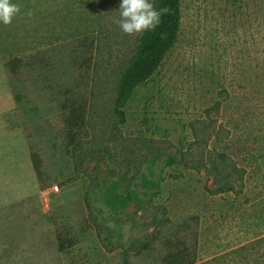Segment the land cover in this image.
I'll use <instances>...</instances> for the list:
<instances>
[{"label":"rangeland","instance_id":"obj_1","mask_svg":"<svg viewBox=\"0 0 264 264\" xmlns=\"http://www.w3.org/2000/svg\"><path fill=\"white\" fill-rule=\"evenodd\" d=\"M11 3L0 264H167L178 246L201 263L264 236V0H181L175 46L121 112L141 35L113 22L121 0ZM114 183L132 193L119 213L105 202Z\"/></svg>","mask_w":264,"mask_h":264},{"label":"trees","instance_id":"obj_2","mask_svg":"<svg viewBox=\"0 0 264 264\" xmlns=\"http://www.w3.org/2000/svg\"><path fill=\"white\" fill-rule=\"evenodd\" d=\"M154 5L157 8L169 7L172 10L171 14L163 16L162 23L155 30L145 31L139 36L131 58L120 73L114 100L117 112H121L126 107L140 85L153 78L166 55L177 42L182 23L181 0H154ZM101 7L103 9L104 6ZM98 16L96 21L98 31L99 29L102 31L103 13L99 12ZM207 170L217 181L220 168L214 165L213 168L207 167ZM154 185L153 181L144 176L143 187L145 189ZM121 189L119 183H114L106 189L105 202L115 213L126 210L130 205L131 196L125 194L132 193L128 191L121 193ZM231 190V187L220 186L218 188L219 193ZM87 207L91 210L89 202H87ZM90 216H92L91 212ZM60 244L62 248H65L63 241ZM190 256L192 257L188 248L175 247L168 257L167 264H264V236L201 263L196 260V256L194 259H190Z\"/></svg>","mask_w":264,"mask_h":264},{"label":"clouds","instance_id":"obj_3","mask_svg":"<svg viewBox=\"0 0 264 264\" xmlns=\"http://www.w3.org/2000/svg\"><path fill=\"white\" fill-rule=\"evenodd\" d=\"M20 11V7L11 0H0V23L10 25ZM171 11L167 6L157 8L151 0H121L119 18L113 22L122 33L137 36L155 30L162 23L163 16L171 14ZM26 15L31 17L33 13L29 10Z\"/></svg>","mask_w":264,"mask_h":264}]
</instances>
